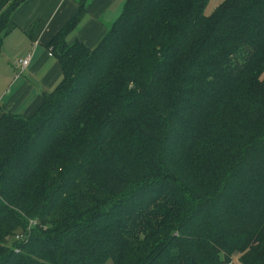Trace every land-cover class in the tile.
<instances>
[{
  "label": "trees",
  "instance_id": "16d2710c",
  "mask_svg": "<svg viewBox=\"0 0 264 264\" xmlns=\"http://www.w3.org/2000/svg\"><path fill=\"white\" fill-rule=\"evenodd\" d=\"M77 2L61 81L0 116V264H264V0H125L92 47Z\"/></svg>",
  "mask_w": 264,
  "mask_h": 264
},
{
  "label": "crops",
  "instance_id": "0c3cea01",
  "mask_svg": "<svg viewBox=\"0 0 264 264\" xmlns=\"http://www.w3.org/2000/svg\"><path fill=\"white\" fill-rule=\"evenodd\" d=\"M125 0H89L88 11L67 40L94 46L120 16ZM77 0H26L12 14V29L0 42V116L4 109L30 116L63 73L49 43L77 13ZM30 55V62L21 61Z\"/></svg>",
  "mask_w": 264,
  "mask_h": 264
},
{
  "label": "rangeland",
  "instance_id": "374dc122",
  "mask_svg": "<svg viewBox=\"0 0 264 264\" xmlns=\"http://www.w3.org/2000/svg\"><path fill=\"white\" fill-rule=\"evenodd\" d=\"M223 0H209V3L206 7V10H205V13L207 15H211L212 13H214L215 9L217 8V6L222 2ZM57 168L59 169L57 163L55 165V167L53 166V170L51 169L50 172H49V176H45L43 177L40 182H36V183H33L32 185V189H47L48 188V185L51 183V180L54 176L57 175L58 172H60V170H57ZM52 171V173H51ZM29 220L33 219V220H36V222L39 224V225H43L45 223L46 220H48V218H46V220L44 219H39L38 216L34 213L33 217H28ZM25 229H26V224L19 228H17L16 230H14V233L12 234L11 237H9L8 239V242L9 244L13 245V242H14V237L16 239V235L17 234H24L25 233ZM133 242L135 243V241L133 240ZM135 245L137 246V244L135 243ZM135 247V246H134ZM133 250L136 251V249L134 248ZM231 263L229 262H225V263H222V264H242L241 263V260L239 259V256H233L232 259L230 260ZM111 263V260H108L106 261L105 263L103 264H110Z\"/></svg>",
  "mask_w": 264,
  "mask_h": 264
},
{
  "label": "built area",
  "instance_id": "2783aa9c",
  "mask_svg": "<svg viewBox=\"0 0 264 264\" xmlns=\"http://www.w3.org/2000/svg\"><path fill=\"white\" fill-rule=\"evenodd\" d=\"M30 58H31V56L30 55H27L22 61H21V65H22V67H26L27 65H28V63L30 62ZM17 237V239H20V238H22V235H18V236H16Z\"/></svg>",
  "mask_w": 264,
  "mask_h": 264
}]
</instances>
